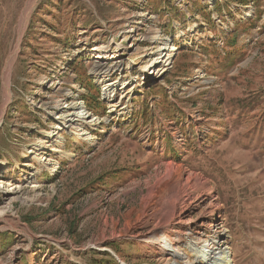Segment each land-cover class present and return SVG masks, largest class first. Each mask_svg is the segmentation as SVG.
Returning a JSON list of instances; mask_svg holds the SVG:
<instances>
[{"label": "rangeland", "instance_id": "374dc122", "mask_svg": "<svg viewBox=\"0 0 264 264\" xmlns=\"http://www.w3.org/2000/svg\"><path fill=\"white\" fill-rule=\"evenodd\" d=\"M30 2L0 0V264H210L150 247L176 165L213 264H264V0Z\"/></svg>", "mask_w": 264, "mask_h": 264}, {"label": "bare ground", "instance_id": "6f19581e", "mask_svg": "<svg viewBox=\"0 0 264 264\" xmlns=\"http://www.w3.org/2000/svg\"><path fill=\"white\" fill-rule=\"evenodd\" d=\"M34 1L35 0H31L30 5H29L30 7L34 3ZM29 9L30 8H28V11H29ZM28 11H27L26 15L29 13ZM24 19L26 20V17H24ZM24 19L22 21V27H24V24H25ZM174 49H175V47L173 46L171 48V50H174ZM169 53H168V55L166 54L164 56V57L167 56L166 61L169 60V58L172 55ZM96 58H98V59L103 58L102 53H99L96 56ZM159 62H162V61H159V60L154 61L155 64H157ZM103 66L102 67H101V65L99 66V67H101L102 71L105 70V69H103ZM151 68H153L152 64H151L150 68L148 70H146V75L151 74L150 73ZM105 71L107 72L108 69ZM124 86H126V83L123 84V87ZM80 113H83V112H81V111L75 112L72 114V116H74V117L78 116V120L80 119L79 121H81L82 123H86L87 119L90 117V115L85 113L83 115V118H82V115ZM74 119L69 118L66 121L62 120L63 122H60V124L61 125H63V123L66 124V122L68 123V121H71ZM75 127H76L75 129L79 128V127H77V125H75ZM54 151L60 152L62 150L55 148ZM38 160H41V158H38ZM172 167L173 166L171 165V168ZM173 168L174 169H171V171H173V170L174 171L170 174V176L167 179H165L163 181L162 185H160L159 188H157V189H160V190H163L165 188H167L169 190L172 189V191L176 195V198L173 195L175 199L170 202V204L168 205L169 208L166 209L167 210L166 212H163V211H161V209H158L159 213L161 214V217H160L161 219H160L159 226H157L155 229L157 231V233L154 236V239H151V237L153 235V234H151L149 236H146L145 239L143 237L142 241L143 240H144V242L150 241L149 242L150 247L153 249L155 248V249L159 250L163 254L170 253V252H172L171 251L172 248L178 246L179 244H184L187 242L189 244L194 245V247L196 249L195 251L200 250L202 252L203 257L205 258L204 261L206 263H210V264L212 263L213 264L214 263L213 262V257H214L213 255L216 254V252L218 250L223 249L224 241H220V239H221V237L223 238L224 233H226L225 231H227L225 224L223 223V221H221V219H219V217H216L215 223H211V221H208L205 219L203 220V223H205V225H207L208 228H202V230H204V231L208 230L207 232H209V236L211 237L212 241L214 242V244H213L211 242H208L207 240H202L203 238L201 236L203 235V233L199 232L195 236V231L193 229L191 230L189 227L190 221L185 222V219H182V217L179 213H182V214L185 213L184 211H187V209L190 206L194 205V203H195L193 201L194 199H192L193 198L192 194L194 191H191V190L189 191L190 188L192 190H197L199 192L198 198H205V199L211 198V202L204 209V215L206 213H208L209 216H213L214 214H216L217 211H219V210H217V209H219V204L216 202L217 197L215 198L213 188L209 187L207 182L203 178H199L198 176H195L193 173L188 172L186 169H184L180 165H178V166L176 165ZM190 185H192V186H190ZM4 187H5V185H0V188L4 189ZM16 187H18V186H16ZM19 190H21V186L19 187ZM19 190H17V191H19ZM8 191H11V190L8 189L7 192ZM159 191L155 190V194L156 193L158 194ZM8 193H10V192H8ZM196 195H198V194H196ZM166 201H168V200H166ZM153 213L151 212L149 214L148 213L146 214V211H145L146 217L149 215L153 216ZM209 219H210V217H209ZM188 229H190V230H188ZM149 239H151V240H149ZM147 240H149V241H147ZM218 243H220V246L216 245ZM230 254H232L231 251H227V252L223 253L222 257H223V255H224V257L223 258L221 257L222 259L216 258V261L218 263H215V264H229L228 260H229V258H231ZM226 257H227V259H226Z\"/></svg>", "mask_w": 264, "mask_h": 264}]
</instances>
